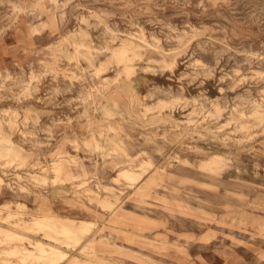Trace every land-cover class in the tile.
Returning a JSON list of instances; mask_svg holds the SVG:
<instances>
[{
    "label": "rangeland",
    "instance_id": "rangeland-1",
    "mask_svg": "<svg viewBox=\"0 0 264 264\" xmlns=\"http://www.w3.org/2000/svg\"><path fill=\"white\" fill-rule=\"evenodd\" d=\"M142 7L72 0L63 21L57 14L42 32L47 15L37 20L0 7V36L26 34L33 47L25 63L0 68L20 85L4 95L38 88L28 100L0 102V215H11L0 227L23 239L7 243L0 233V264H44L25 252L35 253L37 242L68 254L51 264H264V135L244 143V151L232 149L233 168L216 177L219 193L210 177L229 148L201 138L185 139L183 151L166 143L205 126L208 135L222 128L221 140L243 138L230 121L233 109L248 115L253 101L261 104L264 80L246 78L264 73V60L248 55L264 56V15L253 25L247 0H153L137 15ZM38 34L46 38L40 48ZM197 63L215 72L208 76ZM237 69L235 81L245 82L234 86L225 75ZM170 96L183 106L168 107ZM224 108L218 124L204 119ZM193 161L197 168L187 166ZM40 217L88 223L66 238L30 226ZM22 220L29 227H17Z\"/></svg>",
    "mask_w": 264,
    "mask_h": 264
},
{
    "label": "clouds",
    "instance_id": "clouds-1",
    "mask_svg": "<svg viewBox=\"0 0 264 264\" xmlns=\"http://www.w3.org/2000/svg\"><path fill=\"white\" fill-rule=\"evenodd\" d=\"M114 4H119L123 9H129L135 7H139L141 5H144V7L141 8V11L137 13V15H143L146 12L150 11L146 5L152 4L153 0H112ZM203 2V0H201ZM72 3V0H0V7H3L5 5L9 6L13 10V14L16 16H19L21 12L30 15L35 16V19L39 20L40 16L47 15L50 21L49 25L40 24L39 25V31L42 32L45 27H50L51 23L55 21L57 14H59V18L61 21H63L64 18V9L68 7L69 4ZM248 8L246 15L250 13L248 16L249 21L255 25L256 20L260 18L261 15H264V0H247ZM255 9V10H253ZM255 18V19H253ZM133 20H135V16L132 17ZM264 23V22H262ZM135 26V25H133ZM259 30V29H257ZM35 32L36 30L33 29ZM108 34H112L115 38L116 34L112 33V29H107ZM196 33H193L192 37L188 38V42H191V39L196 37ZM216 43H220L224 45V52L231 51V49L228 48L227 43L224 41H217ZM211 54L210 49H206V47H200L198 49V53H206ZM220 53L216 54L217 57V64L219 63L220 59ZM249 57L252 59H260L264 60V56H259L257 53H248ZM174 59V57H173ZM149 63H155V61H149ZM197 66L203 69H206L207 75L211 76L215 72V68H209L208 65L203 63H197ZM143 70V69H141ZM123 75V73H121ZM240 76L239 69L235 70L233 77H228L225 75V79H233L234 80V86L236 84L244 83L245 78H241L239 81H235V77ZM262 79L264 80V73H255L254 75L247 77L246 79L256 80V79ZM12 82L11 87H5V84L8 83V81ZM125 83V82H122ZM19 83L16 80H13L12 77H4L3 75H0V102L4 101L5 99H13L16 102H21L23 100L30 99L37 91L38 88L31 86V85H25L19 94L13 93L12 96L6 97L4 93L12 92V87H19ZM29 88H31V91H29ZM60 94V90L54 89L52 96H56ZM182 95V92H181ZM261 96V104L257 105L255 101H253L254 105V111L251 112L248 115H245L243 111H240L239 109H233V115L232 119L230 121L231 124L237 125L235 131L237 133H242L243 138L242 139H236L231 134H226L223 140L219 137V132L222 131V128H217L216 132L214 134L208 135V126H205L202 129H199V131L194 128L190 132H181L179 139H172V140H166V143L169 144H177L181 147V150L183 151L185 148H187V145L183 144V141L185 139H195V138H201L206 140H216L220 144H222L223 147L229 148V152L225 154L224 156L220 157L221 166L218 168L214 174L213 177H210L212 179L213 184H215V187L211 189V191L219 193L220 188L223 186L218 182L216 177L220 175L221 172H224L225 170L232 169L234 166V155L232 152V149H235L236 152L244 151L242 145L246 143L247 141H251L258 135H264V91L260 93ZM51 97H49V102H51ZM184 104V101L182 99H178L176 97H169L167 106L170 108H179L182 107ZM165 105H159V107L162 109ZM140 107H142V103L140 104ZM215 108L216 105H213ZM113 109L116 115H120L119 109L117 108L116 104L113 105ZM227 108L221 109L215 114H209L207 116H204V112H201L200 114L204 116V119L209 121L210 124H218V121L220 119V113L227 111ZM8 113H4V115H7ZM13 115H15L13 113ZM203 123V121H201ZM27 127V123L24 125ZM13 127H15L13 125ZM199 126L197 125V128ZM256 129H260L259 132L256 131ZM200 132L206 133L205 136H200ZM28 135H34V133H28ZM160 151H163V149H158ZM194 150V149H193ZM212 150V145H208V152H204V155H208ZM203 151V150H200ZM171 160L176 161L177 164H187L186 160H181L178 155H172ZM188 167L191 168H197L198 161H193L192 164H188ZM235 172L237 174L241 173L240 167H235ZM2 183V181H0ZM43 183V182H41ZM26 190V189H25ZM235 193H228V195H234ZM221 199H226L225 197H221ZM237 199L245 200L246 198L243 196H238ZM229 208V217L231 218L234 213L232 210V206L230 202L226 205ZM237 223V221L234 219L233 224Z\"/></svg>",
    "mask_w": 264,
    "mask_h": 264
},
{
    "label": "bare ground",
    "instance_id": "bare-ground-1",
    "mask_svg": "<svg viewBox=\"0 0 264 264\" xmlns=\"http://www.w3.org/2000/svg\"><path fill=\"white\" fill-rule=\"evenodd\" d=\"M0 181H2L1 178H0ZM8 215L9 214H7V216H5V217L0 215V219L1 220L8 219V217L11 216V215H9V216ZM87 223L88 222H82L83 225H76L75 221L73 219H68V218L60 219L59 218V220H58V218H57V220H56L53 218V219H50L47 221V217H40V218L33 220V224H31L30 226L35 227V228H38V226L40 228V226H41L43 229H47V230L48 229H54L58 234H62L66 238H72V236L74 234L85 231L86 225H84V224H87ZM16 225H17V227L21 226L22 228L29 227V225H27L26 221H23V220H22V223L20 222V223H17ZM31 232L34 233V231H31ZM0 233L4 234L6 236L5 240H8L7 243H14L13 241L17 240V239L19 241L23 240L22 237H18L21 235H18V234L15 235V233H12V231L10 229L4 228V227H0ZM47 236H50V235L47 234ZM69 240H71V239H69ZM4 242H6V241H4ZM4 242H2V243H4ZM16 247L17 246H15V248ZM12 248L14 249V247H12ZM22 249H25V248L22 247ZM34 249H37L38 252L35 251V253H33L34 251L27 250V249H25V252H30V254H32L33 256H37V258H41L44 261V264H51L52 262H55L56 260H61L62 262L68 260V254L66 252L61 251L60 249H58L55 246L47 245L46 243L37 242L36 244H34ZM25 254H27V253H25ZM3 255H5V254H3ZM74 264H82V263L80 261H75Z\"/></svg>",
    "mask_w": 264,
    "mask_h": 264
},
{
    "label": "crops",
    "instance_id": "crops-1",
    "mask_svg": "<svg viewBox=\"0 0 264 264\" xmlns=\"http://www.w3.org/2000/svg\"><path fill=\"white\" fill-rule=\"evenodd\" d=\"M38 40V48L45 45V35L38 34L35 37ZM30 39L23 34L21 38L16 35L0 36V68L10 67L17 63H25L28 59L26 53L33 47L29 43Z\"/></svg>",
    "mask_w": 264,
    "mask_h": 264
}]
</instances>
